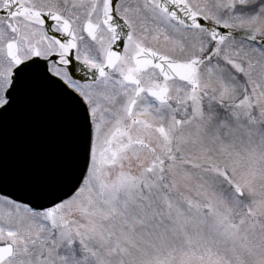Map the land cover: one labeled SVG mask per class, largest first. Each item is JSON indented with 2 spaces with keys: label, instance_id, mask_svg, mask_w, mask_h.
Wrapping results in <instances>:
<instances>
[{
  "label": "snow or ice",
  "instance_id": "6c2138e0",
  "mask_svg": "<svg viewBox=\"0 0 264 264\" xmlns=\"http://www.w3.org/2000/svg\"><path fill=\"white\" fill-rule=\"evenodd\" d=\"M0 264H264V0H0Z\"/></svg>",
  "mask_w": 264,
  "mask_h": 264
}]
</instances>
